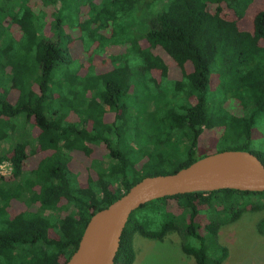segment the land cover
<instances>
[{
  "label": "trees",
  "instance_id": "16d2710c",
  "mask_svg": "<svg viewBox=\"0 0 264 264\" xmlns=\"http://www.w3.org/2000/svg\"><path fill=\"white\" fill-rule=\"evenodd\" d=\"M73 1L41 0L43 9L35 10L23 0L8 30L0 26V162L13 168L9 177L0 174V264H64L92 214L143 177L202 157L203 129H221L214 152L246 150L264 163V153L251 146L256 118L264 116V8L243 29L239 20L253 0ZM74 6L78 16L66 26ZM75 42L87 59L72 67L67 58ZM113 46L123 50L99 69ZM162 54L178 77L170 76ZM216 90L224 96L213 104ZM231 97L241 100L239 118L225 104ZM94 146L105 148V157L91 160L81 183L71 152L90 157ZM38 152L36 165L23 169ZM12 200L25 208L12 214ZM254 205L264 206V191L222 188L148 201L130 214L114 264H133L135 234L161 239L170 231L181 234L195 264H220L227 256L220 225Z\"/></svg>",
  "mask_w": 264,
  "mask_h": 264
},
{
  "label": "rangeland",
  "instance_id": "374dc122",
  "mask_svg": "<svg viewBox=\"0 0 264 264\" xmlns=\"http://www.w3.org/2000/svg\"><path fill=\"white\" fill-rule=\"evenodd\" d=\"M21 1L23 0H0V26L4 27V25H7L13 10L17 8H15V6H18ZM31 1L33 2V7L35 10L43 9L41 0ZM82 2L88 3L89 0L73 1L74 5L78 3L80 4ZM263 8L264 0H253L244 17L239 20L240 27L243 29H250L254 14ZM51 9L53 8L47 10ZM70 10L71 9L67 10L65 8V12H69ZM74 12H76L78 16V11L76 10L75 6L73 8L72 14H66L70 18L66 21V26H70V20L75 18ZM228 13L231 14L229 10ZM9 25H11L10 22ZM4 30H8V27H4ZM11 31H16V28L13 25L11 26ZM262 43L264 44V40ZM120 50H123V47H111L107 53H105L103 57L98 60V63L100 64L99 69L102 68L103 70H107L110 63L107 56L112 53H117ZM70 52L72 59L69 60L68 57L67 62L72 67L78 66L80 60L84 62L87 59L86 53H83L78 42H75L72 45ZM162 55L169 64L170 76L178 77L179 71L175 63L166 55ZM127 60V63L133 66L140 64V59H135L132 61L130 58H127ZM93 61L95 62V59ZM217 82L218 79L215 78L212 81V86H215ZM18 93V90L13 89L9 93L10 100L13 102L16 101ZM223 96V91L216 90L211 92V103L215 104L219 102ZM225 104L228 106L231 115L237 118L242 116L243 108L239 98H228L226 99ZM129 112L136 113L135 106L131 105ZM106 117L107 119L111 120L113 118V113H108ZM220 130V128L203 129L197 143L198 156H204L205 153H211L216 150L215 144ZM126 134L127 138H130L128 133ZM4 143L5 148H7L8 142ZM251 146L253 150L264 153V116H259L256 118L254 136ZM93 150V154L90 157H86L84 154L78 151L71 152L72 168L74 172L77 173L78 180L81 183L85 182L86 176L89 173V169L91 168V160L94 159L97 161L101 158V156L105 157V148L101 146H94ZM0 151H2V146H0ZM42 155V152H38L35 155H30L25 161L23 169L29 170L33 168L36 165L37 160ZM3 171L5 174L2 176L9 177L13 171L12 165L11 168L4 167ZM24 208V204L16 200H12L10 212L12 214H16ZM139 215L143 216L144 218H148L147 212L140 213ZM263 220L264 206L257 207L254 205L252 208L248 206L236 220L220 225L218 230V240L227 248V256L221 261L220 264H264V223H260ZM205 223L206 221H202V226ZM200 231L203 232V228H201ZM133 243L135 249V259L133 264H195L193 257L183 252L181 247L182 236L178 231H170L161 239H151L137 233L134 235ZM208 248L212 255L217 254L215 249L211 248L210 246Z\"/></svg>",
  "mask_w": 264,
  "mask_h": 264
},
{
  "label": "water",
  "instance_id": "95a60500",
  "mask_svg": "<svg viewBox=\"0 0 264 264\" xmlns=\"http://www.w3.org/2000/svg\"><path fill=\"white\" fill-rule=\"evenodd\" d=\"M222 188L264 191V163L250 151L225 149L206 154L176 172L143 177L90 216L77 248L64 264H114L124 226L141 205L179 193Z\"/></svg>",
  "mask_w": 264,
  "mask_h": 264
},
{
  "label": "built area",
  "instance_id": "2783aa9c",
  "mask_svg": "<svg viewBox=\"0 0 264 264\" xmlns=\"http://www.w3.org/2000/svg\"><path fill=\"white\" fill-rule=\"evenodd\" d=\"M4 167L11 168V163L9 161H7V160H3L2 162H0V174L1 175L5 174V172L3 171Z\"/></svg>",
  "mask_w": 264,
  "mask_h": 264
}]
</instances>
